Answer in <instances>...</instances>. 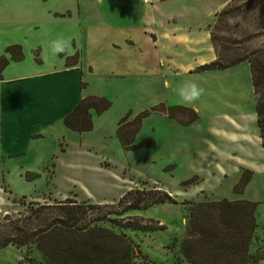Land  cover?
Listing matches in <instances>:
<instances>
[{
    "label": "rangeland",
    "instance_id": "1",
    "mask_svg": "<svg viewBox=\"0 0 264 264\" xmlns=\"http://www.w3.org/2000/svg\"><path fill=\"white\" fill-rule=\"evenodd\" d=\"M97 1L0 0V55L6 54L4 48L10 44H19L23 49L19 68L12 60L8 70H28V66L39 63L38 58L47 65L58 63L59 57L51 53V41L63 38L72 46V37H79L76 6L98 5ZM202 1L206 10L214 5L217 8L206 25L207 57L213 58L205 63L217 60L224 64L255 57L264 66V0ZM194 71L198 72L169 77L168 85L152 75H143L136 86L118 79L110 81L101 91L106 92L110 107L102 115L92 114L91 130L76 132L59 122L46 130L48 136L38 149L28 147L31 153L25 159H0V214L8 212L12 219L22 218L26 206L52 204L66 197L102 204L97 199L106 196L112 197L106 204H113L129 188L157 187L176 202L131 210L123 217L132 216L128 221L133 224L163 228L144 231L120 228L108 221L103 224L122 230L138 246V264H187L180 242L188 202L246 199L257 203V226L249 252L254 264H264V172L254 174L241 168L235 178H224L222 173L230 176V171L224 172L216 163L217 156L210 152L215 151L211 142L221 131L222 120L240 112L250 113L254 108L249 62ZM87 80L95 81L93 77ZM185 81L203 89L194 102L186 103L177 95V87ZM159 103L190 107L197 118L184 123L163 112L150 111L142 118L133 141L139 146L124 148L115 135L117 121L127 112L132 118ZM189 117L186 112L183 120ZM246 169L252 171L249 180L235 190L240 177L249 175ZM27 171L39 176L28 181L24 178ZM108 209L102 206L96 213ZM0 264L43 263L34 248L8 244L0 248Z\"/></svg>",
    "mask_w": 264,
    "mask_h": 264
},
{
    "label": "crops",
    "instance_id": "2",
    "mask_svg": "<svg viewBox=\"0 0 264 264\" xmlns=\"http://www.w3.org/2000/svg\"><path fill=\"white\" fill-rule=\"evenodd\" d=\"M97 2L98 5L76 6L79 37H72L73 45L63 55L57 54L58 63L47 65L40 60L28 70H8L9 64L22 61L10 60L2 70L1 161L14 156L25 159L31 153L29 148L38 149L48 136L46 130L59 122L63 124L64 115L80 98L106 96L101 91L110 81L118 79L136 86L143 75H152L168 85L169 77L196 73L195 68L213 58L207 57L206 25L208 16L217 10L215 5L206 10L202 0ZM75 51L78 62L66 65L65 57ZM227 118L211 142L215 151H210L217 156L216 163L222 170L230 171V176L222 173L223 177L235 178L241 168L261 174L264 153L254 108L250 113ZM111 199L103 196L97 201L106 203Z\"/></svg>",
    "mask_w": 264,
    "mask_h": 264
},
{
    "label": "trees",
    "instance_id": "3",
    "mask_svg": "<svg viewBox=\"0 0 264 264\" xmlns=\"http://www.w3.org/2000/svg\"><path fill=\"white\" fill-rule=\"evenodd\" d=\"M4 52L9 57L0 55V78L2 70L10 60L23 59L19 44L5 46ZM77 54L75 52L72 56L65 57V64H76ZM37 60L40 62L39 58ZM243 60H247L250 66L256 125L264 153V66L255 57H243L224 64L214 60L198 68H228ZM110 104L104 96H84L64 115L62 123L72 131H89L93 126L92 114L103 113ZM153 110L184 123L197 118L195 110L179 104L159 103L132 118H129L130 112H127L117 121L115 129V135L124 148L139 146L133 143L135 135L142 118ZM186 112L190 113V117L183 120ZM245 171L249 175L240 177L235 190L241 189L249 180L252 171ZM38 176L36 172L24 173V178L28 181ZM175 202L176 199L166 191L153 187L129 188L113 204L79 202L66 197L52 204L26 206L22 218L12 219L8 212L0 214V248L8 244L32 247L39 253L43 264H138V246L122 230L116 231L103 223L108 221L120 228L144 231L163 228L162 225L155 227L133 224L128 221L132 216L123 215L131 210H143L156 204ZM188 204L185 233L180 242V251L187 264H254L249 245L257 226L256 202L222 198L199 203L189 201ZM102 206L110 209L104 213H96Z\"/></svg>",
    "mask_w": 264,
    "mask_h": 264
},
{
    "label": "clouds",
    "instance_id": "4",
    "mask_svg": "<svg viewBox=\"0 0 264 264\" xmlns=\"http://www.w3.org/2000/svg\"><path fill=\"white\" fill-rule=\"evenodd\" d=\"M70 47V41L63 38H58L51 41L50 48L52 55L64 53ZM178 97L186 102L191 103L196 101L203 93V89L198 87L195 82L185 81L176 89Z\"/></svg>",
    "mask_w": 264,
    "mask_h": 264
}]
</instances>
